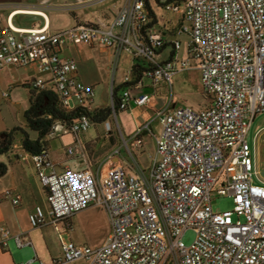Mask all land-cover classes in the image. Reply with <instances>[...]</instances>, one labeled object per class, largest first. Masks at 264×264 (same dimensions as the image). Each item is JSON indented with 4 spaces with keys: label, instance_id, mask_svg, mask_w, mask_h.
<instances>
[{
    "label": "built area",
    "instance_id": "built-area-1",
    "mask_svg": "<svg viewBox=\"0 0 264 264\" xmlns=\"http://www.w3.org/2000/svg\"><path fill=\"white\" fill-rule=\"evenodd\" d=\"M157 1L182 13L177 34L189 36L186 60L175 55L179 40L167 42L154 30L147 0H129L109 25L79 24L55 32L19 29L0 17V67L36 65L51 80H36L33 88H54L67 110L91 108L96 96L93 86L78 79L77 63L61 56L67 44L97 42L112 48L115 68L123 51L133 57V65L134 59L147 63L135 87H124L134 82L131 70L125 77L118 110L128 109L132 100L138 106L150 102L148 94L133 98L131 93L144 79L170 92L169 103L154 115L162 128L147 171L113 163L120 148L108 158L110 166L96 171H47L52 168L48 150L33 155L50 210L47 215L37 206L30 223L57 224L93 205L106 211L111 232L102 246L77 245L61 236L62 257L52 264H264V184L254 183L256 160L247 139L254 119L264 113V0ZM165 46L171 58L161 61L158 52ZM189 68L201 72L210 101L205 109L173 101L172 77ZM111 106L116 115L113 98ZM150 123L139 125L131 138L137 146ZM91 126L83 116L70 127L57 124L50 137L58 132L78 137ZM124 146L134 158L128 140ZM214 192L230 198L233 208L215 210ZM5 196L14 206L21 202L11 191ZM189 230L195 239L185 246L182 237ZM0 232V245L6 247L11 233L5 227ZM16 241L25 244L19 236Z\"/></svg>",
    "mask_w": 264,
    "mask_h": 264
},
{
    "label": "crops",
    "instance_id": "crops-1",
    "mask_svg": "<svg viewBox=\"0 0 264 264\" xmlns=\"http://www.w3.org/2000/svg\"><path fill=\"white\" fill-rule=\"evenodd\" d=\"M128 1L99 0L94 3H85L83 0H0V17L3 24H11L19 29L30 30L46 27L49 31L55 32L79 24L109 25L117 11ZM147 3L150 14L151 12L154 13V17L151 15L154 30L160 32L167 42L179 40L181 47L175 55L178 60H186L188 58L189 36L177 34V30L183 22L182 13L168 10L165 12V8L157 0H147ZM19 12L25 13L20 14ZM163 12L167 15H175L176 19L173 20L167 15L165 16ZM183 45L184 53L180 54ZM75 47H79L78 50H73ZM166 51L168 55L162 58ZM61 56L74 60L78 66V79L94 87L96 96L91 106L94 111L111 106V102L107 104L103 99V95L109 89L110 95L114 89L117 90V96L122 94L125 77L133 65V57L128 52L123 51L115 68L114 49L106 48L97 42L90 45L67 44L62 48ZM123 56L129 58L130 70L118 77V69ZM170 58V48H165L159 56V60L163 61ZM186 70H197L200 73L204 104L198 108H193L196 110L205 109L209 106L210 101L204 93L201 72L197 68ZM39 79L49 82L51 76L41 73L36 65L29 67L5 65L0 67V140L3 134L16 127L27 130L32 140L38 138L36 132L27 129L25 112L30 107L32 91L34 90L33 84ZM131 93L133 98L142 93L148 94L151 96V100L145 106H138L132 100L128 109L117 112L115 124L121 131L120 139L117 142H110V139H115L116 133L108 132L112 126L116 127L113 123V115L103 123H92L91 128L78 137L71 133L58 132L48 140L47 150L52 168H48L47 171L62 172L67 168L75 170L90 168L94 171L99 168L106 169L111 165L108 158L118 148H120V156H117L118 158L113 157V163L120 162L127 168H131V165L139 166L142 170L147 171L156 152V140L160 136L162 128L159 120H153L154 115L158 109L169 103L170 92L164 84L154 88L151 81L144 79L142 87L137 86ZM173 101L178 105L174 89ZM150 121V130L142 134V144L137 146L131 138L135 135L139 125ZM105 123L106 126L104 127ZM154 125L157 126L158 131L155 130ZM124 139L128 140L134 158L129 155L124 146ZM149 139L154 140V152H151L148 166L144 167L139 158L146 153ZM22 140L23 136L20 133L15 134L14 144L10 151L0 155V162L8 166L7 173L0 177V230L5 227L11 233L7 246L0 245V264H20L22 262L39 264L40 261L52 264L62 257L61 236L65 240H72L77 245H83L77 243L80 240L76 229L83 226L87 227V220L89 222L98 220L96 223L101 222L105 225L102 238L96 242L94 248L102 246L110 236L111 224L106 211L100 206H90L88 209L57 224L48 222L38 227L31 225L29 217L35 208L41 206L48 215L50 206L47 200L48 190L40 180L33 155L23 149ZM70 148L73 149V154H69ZM93 154L97 157L91 161L89 157ZM7 191L20 195L21 202L18 206H14L6 198L5 193ZM82 214H97V217L82 218L80 217ZM91 225L89 223L90 227ZM16 236H19L25 244L19 246ZM52 236L57 238L58 242L57 240L53 242ZM72 264H90V262L80 260Z\"/></svg>",
    "mask_w": 264,
    "mask_h": 264
},
{
    "label": "rangeland",
    "instance_id": "rangeland-1",
    "mask_svg": "<svg viewBox=\"0 0 264 264\" xmlns=\"http://www.w3.org/2000/svg\"><path fill=\"white\" fill-rule=\"evenodd\" d=\"M165 12L166 9H164ZM163 12V14L165 13ZM167 13H165V16ZM171 19H176V16L173 14L167 15ZM184 39V38H183ZM79 48V47H78ZM78 48H73V50H78ZM184 53V45L180 50V54ZM168 52L166 51L162 58L166 57ZM130 70V60L127 56H123L119 69H118V77L123 76L126 72ZM172 85L174 89V95L176 97V101L178 105H186L192 107H200L204 104V96L201 93V85H200V73L197 70H179L177 73L174 74L172 79ZM110 89L103 95L104 101L107 104H110L111 97H110ZM115 115H113V123L115 124ZM106 126V123L103 125ZM155 130L158 131L156 125H154ZM110 133H116L115 139H110L111 143L117 142L120 139L121 131L116 127L112 126L109 129ZM118 132V133H117ZM50 138H48L49 140ZM248 142L250 143L251 147L253 148V154L255 155L256 160V174L254 176V183L255 184H264V113H261L256 116L254 122L251 125V129L247 136ZM154 140L149 139V146L146 148V153L142 155L140 159V163L147 167L149 164V157L151 152H154ZM96 155H92L89 157V160L94 161L96 159ZM213 207L215 210L226 211L233 208V202L230 198L219 196L216 192L213 193ZM97 217V214H82L80 217ZM98 220H94V222H89L87 220V227L83 226L82 228H77L76 232L79 235V240L76 241L77 243L87 245L90 247H94L96 242L101 240L102 233L105 229V225L101 222L96 223ZM91 223V227L89 226ZM53 242L57 240L52 236ZM195 239V233L192 230L185 232L182 237L183 243L185 246H190ZM58 242V240H57Z\"/></svg>",
    "mask_w": 264,
    "mask_h": 264
},
{
    "label": "trees",
    "instance_id": "trees-1",
    "mask_svg": "<svg viewBox=\"0 0 264 264\" xmlns=\"http://www.w3.org/2000/svg\"><path fill=\"white\" fill-rule=\"evenodd\" d=\"M151 15L154 17L153 12H151ZM167 47L168 46L163 47L158 54L161 55L163 50ZM146 64L147 63L144 60L134 59V65L131 68L134 82L124 84V87H135L142 78L143 72L146 70ZM112 98L117 108L116 112H118L119 100L116 89L113 90ZM112 115H114L112 106L96 111L87 107H77L73 110H67L63 107L54 88L34 89L32 91L30 107L25 112V119L27 129L36 132L38 138L32 140L27 130L21 127H16L2 135L0 140V155L10 151L14 144L15 134L17 133H20L23 136V149L31 155H37L48 148V138H50L53 129L57 124L70 127L76 120L83 116L89 118L92 123H103ZM7 170L8 166L0 162V177L4 176L7 173Z\"/></svg>",
    "mask_w": 264,
    "mask_h": 264
},
{
    "label": "bare ground",
    "instance_id": "bare-ground-1",
    "mask_svg": "<svg viewBox=\"0 0 264 264\" xmlns=\"http://www.w3.org/2000/svg\"><path fill=\"white\" fill-rule=\"evenodd\" d=\"M20 14H23V13H25V12H19ZM61 128L59 127V130H60Z\"/></svg>",
    "mask_w": 264,
    "mask_h": 264
}]
</instances>
